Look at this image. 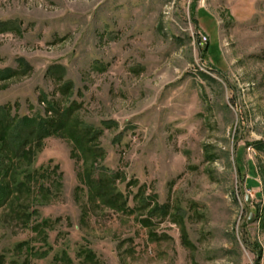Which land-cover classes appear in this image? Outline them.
<instances>
[{"label": "rangeland", "instance_id": "1", "mask_svg": "<svg viewBox=\"0 0 264 264\" xmlns=\"http://www.w3.org/2000/svg\"><path fill=\"white\" fill-rule=\"evenodd\" d=\"M3 22L0 106H72L131 211L48 137L55 179L0 208V264H264V0H0Z\"/></svg>", "mask_w": 264, "mask_h": 264}, {"label": "trees", "instance_id": "2", "mask_svg": "<svg viewBox=\"0 0 264 264\" xmlns=\"http://www.w3.org/2000/svg\"><path fill=\"white\" fill-rule=\"evenodd\" d=\"M8 25L6 22L0 23L2 30H6ZM55 68L61 71L65 69L63 66H54ZM8 71L0 74V79H6L14 72L11 69ZM12 111V105L0 106V208L7 205L18 207L29 202L33 194L39 191V195L49 192L46 190V180L55 179L56 174L49 167H34L37 154L42 150L46 138L68 136L83 155L86 165L104 154L103 148L92 145L99 131L73 119L72 106L58 109L57 105L49 102V116H21ZM87 169L90 170L87 175L88 186L96 199L113 209L131 211L128 199L117 189V173L98 171L93 166ZM151 202L149 198L145 199L143 207L149 206ZM158 211L161 217L168 215L166 205H157L152 210L153 213ZM47 223L49 220H44L41 225ZM37 227L40 224L34 226Z\"/></svg>", "mask_w": 264, "mask_h": 264}, {"label": "water", "instance_id": "3", "mask_svg": "<svg viewBox=\"0 0 264 264\" xmlns=\"http://www.w3.org/2000/svg\"><path fill=\"white\" fill-rule=\"evenodd\" d=\"M247 200H249V196H247ZM253 221H254V214L251 213L250 217H249V220H248V223H252Z\"/></svg>", "mask_w": 264, "mask_h": 264}]
</instances>
